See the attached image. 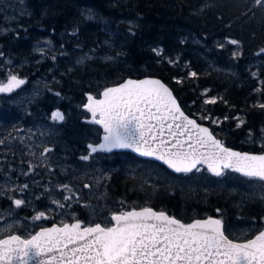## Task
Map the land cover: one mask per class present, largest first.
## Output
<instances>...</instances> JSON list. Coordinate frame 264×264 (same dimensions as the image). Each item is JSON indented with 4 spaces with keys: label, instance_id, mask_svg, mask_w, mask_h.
Returning a JSON list of instances; mask_svg holds the SVG:
<instances>
[{
    "label": "trees",
    "instance_id": "1",
    "mask_svg": "<svg viewBox=\"0 0 264 264\" xmlns=\"http://www.w3.org/2000/svg\"><path fill=\"white\" fill-rule=\"evenodd\" d=\"M27 6L32 17L21 20L34 40L24 35L16 41L19 45L9 44L16 51L10 53L29 57L18 48L53 37L62 56L48 70L56 66L57 74L58 67L63 71L61 93L74 95V102L81 101V92L98 94L126 78L155 77L170 87L189 116L216 117L219 126L203 123L226 147L264 151V109L256 107L264 103V54H258L264 48V6L254 0H27ZM7 39L0 38V45H8ZM228 39L239 44L230 45ZM88 52L92 57L77 66L65 63L82 60ZM233 52L239 53L237 58ZM190 72L197 75L192 77ZM204 93L217 97V102L204 104ZM57 106L64 108L63 123L68 124L62 142L75 149L98 141L88 134L79 143L84 131L80 116H70L64 103ZM236 117L244 120L239 128ZM70 124L77 131L68 129ZM101 158L110 168L107 188L100 202L89 203L101 207L105 216L133 203L135 209L163 211L185 224L211 217L222 220L225 234L234 240L247 236L237 235L234 228L248 227L249 237L256 231L249 227L251 222L258 226L264 218V184L258 180L231 171L215 178L202 168L173 175L155 162L127 153ZM45 201L35 202L34 209L43 210ZM21 212L20 218H29L27 210ZM108 223V219L102 222Z\"/></svg>",
    "mask_w": 264,
    "mask_h": 264
},
{
    "label": "snow or ice",
    "instance_id": "2",
    "mask_svg": "<svg viewBox=\"0 0 264 264\" xmlns=\"http://www.w3.org/2000/svg\"><path fill=\"white\" fill-rule=\"evenodd\" d=\"M254 3L264 6V0ZM227 43L236 46L239 41L228 39ZM153 52L161 55L158 49ZM258 54H264V48ZM238 55L233 52V58ZM189 75L195 77L197 73ZM25 83V79L9 72L6 82L0 80V93H12ZM101 96L97 99L88 95L84 108L92 115L89 122L103 129V143L88 144V154L82 155L81 160L87 161L98 151L131 148L140 156L161 161L176 173L200 172L203 166L216 177L231 171L264 184V151L251 154L225 147L217 134L181 111L172 92L159 80H127L117 87L105 88ZM216 102L217 97L204 99V104ZM256 107L264 109V103ZM51 119L63 121L64 115L54 111ZM235 119L239 128L244 120ZM211 122L219 126V121ZM20 139L23 141V137ZM51 151L45 147L41 156ZM34 167L30 163L29 171L23 174L27 176ZM27 187L24 184L20 190ZM59 187L72 191L67 184ZM8 199L16 208L25 204L22 199ZM69 199L64 196V200ZM52 203L65 207L57 200ZM44 216V212H38L32 219L39 221ZM110 220L111 226L96 223L81 227L77 221L62 227H42L26 237L14 234V225L10 224L0 230L9 233L0 234V264H264V218L254 237L235 240L225 234L222 220L211 217L185 224L164 212L143 208L113 213Z\"/></svg>",
    "mask_w": 264,
    "mask_h": 264
},
{
    "label": "rangeland",
    "instance_id": "3",
    "mask_svg": "<svg viewBox=\"0 0 264 264\" xmlns=\"http://www.w3.org/2000/svg\"><path fill=\"white\" fill-rule=\"evenodd\" d=\"M27 0H0V38L7 36V44H15L19 45L16 41L19 39H25L24 35L27 32V25H24L25 17L31 16V12L28 9ZM21 17V18H20ZM39 30V29H38ZM59 38V36L57 37ZM63 39V37H61ZM9 41V42H8ZM50 42V43H46ZM31 44L30 42L27 45ZM10 50L13 51L12 48ZM41 50H43V55H41ZM59 50V49H58ZM60 51V50H59ZM14 53V51H13ZM90 52L86 53L82 56V60L79 58L68 60L67 64L74 63L76 66L79 63H82L88 57H92ZM31 56L34 59L39 60L40 68H39V81H38V91L33 92L32 89L29 90L28 93H24L22 98H19L18 105L21 107L23 105V99L26 100L27 104L30 101H35L38 99L39 108H43V120L47 122H43L44 126L37 127V130L34 128L27 129V131L22 133L21 126L13 131L14 135L17 138L23 137V140L28 138L31 143L36 140L37 137L41 136V144L42 148L49 147L50 145L56 144V139L60 137L59 129L57 127L58 121H50V115L52 112L57 111V105L60 103L65 104V108L67 109V113L70 108L74 110H79L82 103H75L73 99H75L74 95H64L61 91L64 89L65 79L61 78L64 75L63 71H60L58 67V74L56 72L57 67L50 68L48 70V66L50 63L54 62L57 58H60L62 55L60 52L56 55V45L53 40V37L50 38L48 35L46 38L36 41L32 46ZM11 55V53H10ZM9 55V56H10ZM18 55V54H17ZM16 55V56H17ZM15 56V57H16ZM53 57H55L53 59ZM81 57V56H80ZM103 57V56H102ZM100 57V58H102ZM104 59V57L102 58ZM13 60V59H12ZM264 62V59L262 60ZM5 64H8V70L13 74H17L16 71H23V67H27L28 64L18 63L17 65L11 62V58H6L4 61ZM11 63V68L9 64ZM59 93V95H56ZM68 96L70 97L68 98ZM94 96H98L94 94ZM209 98V97H208ZM1 99V93H0ZM205 99V98H204ZM16 100L11 101L10 103L14 104ZM37 101V100H36ZM74 102V103H73ZM17 104V103H16ZM55 105L48 114L44 113V110ZM28 111V110H27ZM24 113L25 111H21ZM193 116L201 122H208L210 125H215L211 122V119H215L218 121L216 117H211L209 120L202 119V117L206 116L202 113H193ZM3 134V133H2ZM2 135L0 134V137ZM62 147L67 148L68 143L61 142ZM39 144V141L37 142ZM25 148V161L24 164L28 169H25L17 178L22 177L25 180H22V183L19 181H9L11 178V171L14 169L13 166H9V171H2V167H0V173H3L7 176L2 177L0 179V207L7 203V209L2 210L0 208V230L6 229L8 225H14L12 231L18 230V227L22 226L24 229H27V232H31L34 234L39 231L42 227H47L46 222L54 221L57 222V225H63L65 223L71 224L80 222L82 227L93 226L97 222H104L107 219L111 218V215H104V210L101 207H94L89 202H100V198L105 194V190L107 188L109 176H110V168L103 163V159L99 157H90L87 161L81 160L80 157L82 154L79 153L78 160L75 164L69 163V157L65 154L62 155V160L57 161L58 154L60 151H55L54 155H47L46 157L40 156L36 161H31L28 157L30 156V152L33 151L32 148H28L29 144L27 143ZM51 147V146H50ZM73 149V147H71ZM75 148L73 150H77ZM58 152V153H57ZM36 165L29 174L36 172L38 179L36 182L32 180V184L30 183L29 174L26 176L23 173L29 171V164ZM108 163V162H107ZM21 171V169H18ZM14 178V177H13ZM27 184L28 187L21 191V187ZM67 184L69 188L72 190L71 192L67 190H61L59 186ZM88 184L89 187L85 188L84 185ZM11 189H16V191H11ZM67 195L70 197L69 200H64V196ZM14 197L17 199H22L25 201V204L20 208H16L12 205V201L8 199V197ZM39 197V198H37ZM44 199L45 206L43 210L34 209L36 207L35 202L40 199ZM53 200L59 201L61 204L65 205V207L60 208L56 204L52 203ZM135 209V204L130 203L127 204L126 207H120V212L129 211V209ZM27 210L30 213L29 218H20L16 219L15 215L17 213ZM38 212H44L45 216L41 218L39 221H33L32 217L36 215ZM10 213V214H9ZM22 213V212H21ZM32 215V216H31ZM100 224V223H99ZM252 225H249L252 229L256 231L253 232L249 237L250 230L248 227H239L234 228L233 231L239 235H247L245 239L252 238L257 234V230L260 225L255 226L253 222ZM109 224L108 226H110ZM104 226V225H102ZM37 228L36 230H33ZM0 234H9L2 233ZM18 235V234H17Z\"/></svg>",
    "mask_w": 264,
    "mask_h": 264
},
{
    "label": "flooded vegetation",
    "instance_id": "4",
    "mask_svg": "<svg viewBox=\"0 0 264 264\" xmlns=\"http://www.w3.org/2000/svg\"><path fill=\"white\" fill-rule=\"evenodd\" d=\"M32 17V13L31 16L25 17V18H29ZM21 18V17H20ZM28 31V30H27ZM31 34H35V31L31 28L30 30ZM26 35H28V33L26 32ZM30 37V36H29ZM30 40L33 41L34 39L32 37H30ZM31 43V42H30ZM34 45V43H31L23 48H18V52H27L29 54V57H24V56H16V54L14 55H10V52L12 50H10V48H12L11 46L8 45H0V53H3L2 56H0V80H3L6 82L7 76L9 74L8 70V64H5L4 61L5 59L11 58V62L15 65H17L18 63H24V64H28L27 67H23V71H16V75H18L20 78L25 79L26 83L24 85L21 86V88L16 89L14 92L12 93H1V99H0V134L2 135L0 137V140H3L4 143L0 144V167H2V171L4 172H8L9 171V166H13L14 169L11 171V178H9V181H19L22 183L23 176L17 178L23 171H25V169H28L27 166L24 164L25 161V148H26V144H29L28 148H32L33 151L30 152V156L28 157L32 162L36 161L38 157L41 156V153L43 152V148L41 144V140L42 137L39 136L36 138V140H34L32 143L31 141L26 138L23 141H21L20 138H17L13 131L16 130V128L21 126V130L22 133H25L27 131V129H36L37 127H42L44 126L43 122H47L45 120H43V108L40 109L38 106L39 104H41L40 102H38V99H35V101H30L28 104L26 102L25 99H23V105L20 107L18 105V99L22 98V95L24 93H28L30 89L33 90V92H35L36 90L38 91V81H39V68H40V64H39V60L38 59H34V57H32L31 52H32V46ZM14 51V50H13ZM16 52V51H14ZM59 50L58 47L56 46V55L58 54ZM10 55V56H9ZM16 56V57H15ZM13 59V60H12ZM10 68H11V63L9 64ZM12 73V72H11ZM87 92H81L80 93V99L81 101L78 102L79 104L82 103L81 107L79 110H74L73 108L69 109V115L70 116H80L78 118L79 123L82 125V129L84 131L81 130L82 132V137H80V141L79 143H82V140L86 141L87 135L91 134V136L98 138H100V131L98 129V127L95 124H87V123H83V120H88L89 119V115L86 113V111L83 109V106L85 104V98L84 95ZM17 99V100H16ZM16 100V102H14V104L10 103L11 101ZM37 100V101H36ZM17 103V104H16ZM76 103V101H75ZM57 107V111H60L63 115H64V120H65V112L63 111L64 108H59ZM28 110V111H27ZM21 111H25L24 113H22ZM75 111V113L73 114V112ZM45 114H48V112L46 111V109L44 110ZM50 115V121H53L51 119V114ZM63 120V121H64ZM63 121H58L57 127L59 129V133H60V137L58 138V140L56 139V144L50 145L47 148L52 149L51 152H48L46 154H44V157H46L47 155H54L55 151H60V153L58 154V157L56 158L57 161L62 160V155H67L70 159H69V163L70 164H75V162H77L78 160V154L82 153L81 151L84 152L85 150V154H88V150L86 148V146L88 144H96L98 141H96V143H85L84 145H80V147L77 150H73L71 149V147H67L64 148L62 147V139L64 138V133H62L65 129H67V125L68 124H64ZM28 126L27 129H25ZM67 126V127H66ZM74 128V131H77L76 127L73 126L72 124L69 125V128ZM17 128V129H18ZM3 133V134H2ZM77 137L78 135L76 133H74ZM90 137V136H88ZM39 141V144H37V142ZM84 147V148H82ZM33 153L35 155H33ZM58 153V152H57ZM99 157L101 158V156H103L100 153H94L92 154V157ZM102 159V158H101ZM18 169H21V171H19ZM7 176L3 173H0V179H3L2 177ZM29 179H30V183L32 184V180H34L36 182V180L38 179L37 173H31L29 174ZM14 177V178H13ZM7 203H4L0 208L2 210H5V208L7 209ZM20 215L21 212L17 213V215H15L16 219H20ZM52 224H57V222L54 221H50V223L46 222V226H50ZM14 234H18L21 235L23 237H26L28 235L31 234V232H27V229H24L22 226L18 227V230L14 231Z\"/></svg>",
    "mask_w": 264,
    "mask_h": 264
},
{
    "label": "water",
    "instance_id": "5",
    "mask_svg": "<svg viewBox=\"0 0 264 264\" xmlns=\"http://www.w3.org/2000/svg\"><path fill=\"white\" fill-rule=\"evenodd\" d=\"M127 80H134V81H142V80H159L161 83H163L171 92H172V90L170 89V87L166 84V83H164L162 80H160V79H158V78H155V77H143V78H140V79H135V78H126V79H124V80H122L121 82H119L118 84H116V85H113V86H109V87H107V88H111V87H117V86H119L120 84H122L123 82H126ZM104 90H102L100 93H99V97H95V96H93L92 94H90V93H86L85 95H84V98H85V104H87L88 103V100H87V96L88 95H92L94 98H97V99H102L103 97L101 96V93L103 92ZM172 95H173V97L175 98V96H174V94H173V92H172ZM176 99V98H175ZM176 101H177V104H178V106L180 107V109H181V111L182 112H184L183 111V109L181 108V106H180V104H179V102H178V100L176 99ZM84 104V105H85ZM83 109L86 111V113L89 115V119L88 120H83V123H87V124H94V123H90L89 121H91L92 120V115H91V113L90 112H88L85 108H84V106H83ZM184 114L185 115H187L185 112H184ZM188 116V115H187ZM190 119H194V118H192V117H190V116H188ZM196 122H197V120L196 119H194ZM198 124H200L201 126H203V127H207V128H209V130L211 131V129H210V127L209 126H207L206 124H202V123H199V122H197ZM99 129H100V131H101V137H100V141L97 143V144H95V145H99L100 143H103V135H104V133H103V129L99 126V125H97V124H95ZM212 132V131H211ZM226 147V146H225ZM88 148V147H87ZM230 149H232V148H230ZM232 150H234V151H240V150H237V149H232ZM121 152H125V153H130L131 155H133L134 157H136V158H138V159H141V160H147V161H152V162H155V163H158L159 165H161L162 167H164L168 172H170V173H172V174H174V175H182L183 173H176V172H173L171 169H169L166 165H164L161 161H158V160H155V159H153V158H151V157H143V156H140L138 153H136V152H134V151H132V149L131 148H113L111 151H98V152H95V153H102L103 155H108V154H110V153H121ZM240 152H247V151H240ZM247 153H251V154H261V153H252V152H247ZM201 168H203L210 176H212V177H216V176H213L212 174H210L208 171H207V169L205 168V167H203V166H200ZM195 170H193V172H194ZM193 172H190V173H193ZM235 173V172H234ZM189 174V173H188ZM235 174H237V175H240L239 173H235ZM140 210H142V209H140ZM140 210H133V211H140ZM153 210V209H152ZM153 211H155V210H153ZM155 212H162V211H155ZM165 213V212H164ZM165 214H167V213H165ZM168 215V214H167ZM208 219V218H207ZM201 220H205V219H201ZM192 223V222H191ZM56 226V225H55ZM52 227V226H51ZM51 227H49V228H51ZM57 227H59V226H57Z\"/></svg>",
    "mask_w": 264,
    "mask_h": 264
}]
</instances>
